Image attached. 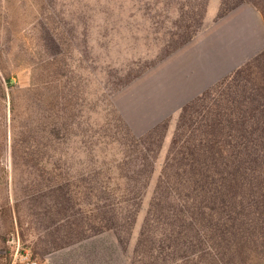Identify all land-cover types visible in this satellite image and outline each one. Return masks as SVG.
I'll return each instance as SVG.
<instances>
[{
    "label": "trees",
    "instance_id": "obj_1",
    "mask_svg": "<svg viewBox=\"0 0 264 264\" xmlns=\"http://www.w3.org/2000/svg\"><path fill=\"white\" fill-rule=\"evenodd\" d=\"M246 4L264 15V0H221L216 21ZM189 5L194 18L196 5ZM185 31L182 43L194 37ZM55 67H33L26 87L15 86L11 74L0 77V96L11 95L15 172L14 201L0 196V264H16L10 242L17 227L34 257L63 250L51 264H93L113 245L128 264H264V48L181 106L138 234L169 120L138 125L119 114L106 141L119 156L90 169L89 124L78 93ZM81 153L88 169L75 173ZM24 166L29 176L20 182L16 171ZM8 179L1 175L0 183ZM32 213L38 228L26 233L33 225L24 217ZM102 234L111 240L106 252L105 241L94 239Z\"/></svg>",
    "mask_w": 264,
    "mask_h": 264
},
{
    "label": "rangeland",
    "instance_id": "obj_2",
    "mask_svg": "<svg viewBox=\"0 0 264 264\" xmlns=\"http://www.w3.org/2000/svg\"><path fill=\"white\" fill-rule=\"evenodd\" d=\"M204 1L46 0L33 5V0H10L0 5V77L11 74L15 86L26 87L31 83L33 67L38 65L42 73H49L59 65V77L65 75L64 80L78 93L83 121L89 124L86 147L90 169L100 164L110 166L119 156L114 154L117 147L106 145L107 136L116 130L119 114L138 125L169 120L136 234L167 157L181 106L208 85L206 79L214 69L204 36L216 25L221 0ZM191 3L196 5L194 18ZM188 28L194 37L182 43ZM242 48L235 47L231 53L239 55L245 51ZM55 57L57 63L51 64ZM10 121L8 90L6 99L0 96V176L8 174L9 179L0 183V196L9 193L14 201ZM77 158L75 173L87 170L82 164L86 156L81 153ZM26 168L16 171L20 182L29 176ZM64 168L69 167L64 164ZM37 215L24 217L33 225L26 233L37 230ZM104 237L94 238L105 241L102 250L111 245ZM10 243L16 264H51L63 251L44 260L34 257L32 249L24 247L18 227ZM85 250L81 252L86 255ZM92 262L128 264L125 252L114 245L109 254Z\"/></svg>",
    "mask_w": 264,
    "mask_h": 264
},
{
    "label": "crops",
    "instance_id": "obj_3",
    "mask_svg": "<svg viewBox=\"0 0 264 264\" xmlns=\"http://www.w3.org/2000/svg\"><path fill=\"white\" fill-rule=\"evenodd\" d=\"M248 5L251 4L217 21L204 36L207 39L204 46L211 51L209 54L214 60V69L206 79L208 85L264 48V15L255 6ZM235 47L244 49L245 53H231Z\"/></svg>",
    "mask_w": 264,
    "mask_h": 264
}]
</instances>
